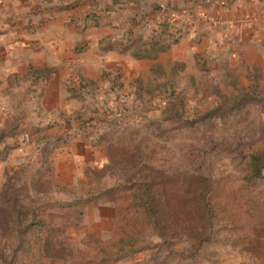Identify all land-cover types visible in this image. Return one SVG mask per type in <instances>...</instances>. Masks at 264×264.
Listing matches in <instances>:
<instances>
[{"label": "rangeland", "instance_id": "rangeland-1", "mask_svg": "<svg viewBox=\"0 0 264 264\" xmlns=\"http://www.w3.org/2000/svg\"><path fill=\"white\" fill-rule=\"evenodd\" d=\"M106 10L90 11L84 16L86 22L96 26L93 17L103 18L110 12ZM254 12L253 16L215 20L208 29L203 28L206 33L196 36L206 40L197 44L194 66L170 64L156 73L152 68L153 78L148 84L132 81L123 86L118 68L101 72L88 82L69 74L62 84L65 100L84 98L94 110L102 108L95 104L100 96L119 100L110 109L111 117L98 124L99 128L93 126L94 115H86L82 122L90 121L86 126L93 124L94 134L124 137L118 150L125 154L130 147L136 156L133 163L111 170L104 169L106 164L98 169L85 168L69 187L61 183L67 191L54 186L60 182L51 161L50 142L38 150V130H53L59 125L58 105L42 97L46 81L27 71L38 67L29 66L24 73L9 78L20 84H0V206L20 209L28 219L31 213L38 214L41 206L60 205L58 212L63 217L58 222L64 233L56 238L74 252L85 249L91 234L100 239L110 234L112 204L82 207L79 203L98 187L162 174L185 173L214 180L244 174L250 155H264V7ZM120 23L110 22V26L120 28ZM253 23L255 31L250 30ZM128 29L116 41L124 49L131 44ZM116 113L121 116L116 117ZM100 143L105 154L104 143ZM122 158L128 161L125 155ZM261 172L264 181V165ZM204 236L207 239L197 242L149 232L138 251L116 264H264V245L246 251L218 234ZM15 246L13 237H0V264H41L38 243L23 249Z\"/></svg>", "mask_w": 264, "mask_h": 264}, {"label": "crops", "instance_id": "crops-1", "mask_svg": "<svg viewBox=\"0 0 264 264\" xmlns=\"http://www.w3.org/2000/svg\"><path fill=\"white\" fill-rule=\"evenodd\" d=\"M93 1L95 4L90 0H0V84H20L9 78L29 66L50 70L42 97L58 105L59 125H54L53 130H38V150L50 142L57 180L67 187L85 168L98 169L106 164L102 144L93 131L89 132L93 124L86 126L90 121L82 119L94 115L93 126L99 128L98 124L111 117L110 109L119 102L100 96L95 104L102 108L94 110L84 98L73 96L65 100L62 84L69 74L88 82L97 79L101 72L118 68L123 86L132 81L148 84L154 66H194L197 44L206 40L196 34L206 33L203 28L208 29L215 20L253 16L254 10L264 7L263 0ZM99 10L110 12H105L107 16L97 26L86 22V14ZM123 17L127 19L125 23ZM110 22L122 25L115 28ZM159 24L172 31L179 29L182 35L170 44L163 35L153 36L155 43L151 44L150 37ZM250 25L251 31L257 29L254 23ZM126 28L131 44L124 49L116 41ZM197 39L201 41L196 43ZM118 116L121 114L116 113Z\"/></svg>", "mask_w": 264, "mask_h": 264}, {"label": "trees", "instance_id": "trees-1", "mask_svg": "<svg viewBox=\"0 0 264 264\" xmlns=\"http://www.w3.org/2000/svg\"><path fill=\"white\" fill-rule=\"evenodd\" d=\"M93 18L97 21L96 26L99 25L101 17L95 15ZM161 35L170 44L182 33L179 29L172 31L167 25L159 24L150 43H155L153 36L159 38ZM126 44L129 45V41ZM158 69L154 66L155 73ZM27 71L44 81L50 74L47 68L30 67ZM123 138H110L102 132L96 134L97 141L104 143L105 170L133 163L135 151L127 147L122 154L118 150L125 142ZM263 165L264 155L257 152L248 157L245 172L239 176H221L214 180L185 173L162 174L158 178L117 183L103 189L98 187L79 202L80 206L111 203L112 226L106 239L91 234L83 250L68 251L64 242L57 240L56 237L64 233L63 225L58 222L63 217L58 212L60 205L41 206L38 214L31 213L28 219L20 209L0 206V237H13L17 249L38 243V262L41 264H116L138 251L149 232L159 237L194 239L197 242L207 239L206 233L218 234L230 244L244 247L242 250H259L264 245ZM221 180L226 181L220 183ZM54 186L67 191L61 183L55 182Z\"/></svg>", "mask_w": 264, "mask_h": 264}]
</instances>
